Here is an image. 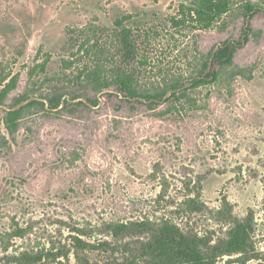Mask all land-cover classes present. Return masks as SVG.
<instances>
[{
    "label": "rangeland",
    "instance_id": "obj_1",
    "mask_svg": "<svg viewBox=\"0 0 264 264\" xmlns=\"http://www.w3.org/2000/svg\"><path fill=\"white\" fill-rule=\"evenodd\" d=\"M177 3L0 0V72L19 74L7 105L26 89L28 67L46 53L50 60L42 76L48 80L34 82L41 92L80 89L78 65L60 67V59L69 58L77 46L69 40V29L93 24L100 27L97 36L108 39L115 19L127 14L132 16L125 25L148 60L141 68L142 85L177 76L188 88L200 54L229 34L238 36L241 20L226 32L214 29L183 37L169 27ZM252 26L261 31L259 36L250 35L221 79L189 89L188 96L174 101L176 108L162 103L154 110L140 104L131 109L130 103L105 95L98 106L60 115L47 116L31 107L11 136L1 122L7 105L1 107L0 231L15 222L27 228L9 255L72 248L77 227L88 241L110 239L100 228L105 221L159 218L185 197L186 183L204 177L202 200L219 209L226 198L235 217L251 220L255 251L264 261V15ZM246 68L252 69L250 80L232 78L233 70ZM176 220L214 240L228 229L208 210ZM82 255L89 264H115L101 251ZM227 259L218 264H228ZM255 263L253 258L246 264ZM0 264L16 261L0 248ZM40 264L85 263L71 251L68 258H44Z\"/></svg>",
    "mask_w": 264,
    "mask_h": 264
},
{
    "label": "trees",
    "instance_id": "obj_2",
    "mask_svg": "<svg viewBox=\"0 0 264 264\" xmlns=\"http://www.w3.org/2000/svg\"><path fill=\"white\" fill-rule=\"evenodd\" d=\"M261 14L264 15V0H178L176 11L168 17V21L170 29L183 37L190 34L197 36L199 31L214 29L226 32L241 20L238 36L229 34L214 43L206 53L200 54L196 73L190 78L188 88L177 76L151 83L150 86L142 85L141 68L148 64V60L141 52L133 30L125 25V21L132 16L130 14L115 19L108 39L97 36L100 27L93 24L69 29V40H74L77 46L69 58L60 59V67L65 70L78 65L75 79L80 89L41 92L40 86L34 82L43 84L44 80H48V77L42 76L50 60V54L46 53L41 62L28 67L26 89L7 105L18 86L19 74L1 71L0 108L7 105L1 122L13 136L28 108H39L47 116L60 115L63 111L98 106L102 95L130 103L131 109L140 104L154 110L162 103H167L168 108H176L174 101L188 96L189 89L221 79L222 73L234 64L237 53L249 41L250 35L259 36L261 31L253 28L252 21ZM147 31L153 32L151 29ZM238 75L250 80L252 69L231 72L232 78ZM84 88L93 94L88 95ZM34 95L38 98L32 99ZM204 179L198 177L193 184L186 183L188 191L185 197L159 218L145 216L125 222L105 221L100 228L110 239L88 241L81 237L86 235L84 229L77 227L73 229L76 235L72 236V248L49 250L45 254L24 250L14 256L9 255V249L14 247L16 239H22L27 234V228L14 221L9 230L0 231V248L5 257L13 258L16 264H40L44 258L60 256L68 258L71 251L76 259L85 264H89L88 257L82 255L85 251L108 254L107 257H113L115 264H218L224 257L228 258V264H246L253 258L257 260L255 264H264L255 251L251 220L235 217L233 205L226 198L221 208H208L202 200ZM205 210L213 220L228 227L225 236L214 240L211 234L181 226L176 220Z\"/></svg>",
    "mask_w": 264,
    "mask_h": 264
}]
</instances>
